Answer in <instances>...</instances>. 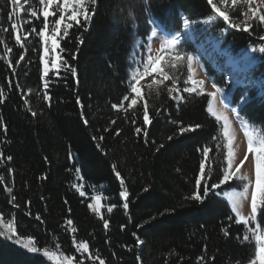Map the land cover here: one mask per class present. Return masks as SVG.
Segmentation results:
<instances>
[{"label":"trees","instance_id":"trees-1","mask_svg":"<svg viewBox=\"0 0 264 264\" xmlns=\"http://www.w3.org/2000/svg\"><path fill=\"white\" fill-rule=\"evenodd\" d=\"M29 6L38 11V18L30 16ZM39 6V0H28L22 14L9 19L13 6L10 0H0V90L4 93L0 97L4 122L0 126V217L4 224L12 221L18 234L32 235L41 250L58 251L78 264H99L88 259L97 253L105 264H252L255 242L243 240L247 227L236 222L223 198L230 184L201 201L190 198L202 159L197 149L205 145L213 149L209 187L223 174L226 149L215 150L217 141L212 137L220 136L221 146L223 139L220 124L207 112V94L182 91L187 62L176 73L184 102L171 99L167 88H161L159 95L149 94L146 86L142 90L149 104V125L143 124V101L126 112L112 105L130 95V58L134 53L138 59L143 56L135 52L134 44L146 41L151 24L168 34L183 33L182 20L190 17L197 23L190 28L191 35L183 33L179 50L196 55V45L211 41L239 59L249 48L257 49L246 59L252 82L245 85L227 80L224 73L202 63L239 115L264 127V53L258 51L264 44L260 39L264 25L254 19L250 30L244 31L228 27L223 18L204 23L213 15L207 0H97L95 7L87 5L95 13L93 18L83 26L74 25L60 40L59 55L77 69L76 76L64 68L49 72L46 90L39 59L42 43L36 34L44 22ZM244 10L243 5L230 10V20L242 23ZM12 23L22 25V36L29 33L23 41L26 48L16 44ZM5 43L12 49L9 55ZM21 52L25 59L17 65ZM166 84L170 86V81ZM45 91L49 100L43 98ZM196 124L201 127L179 134L180 125ZM137 127L146 128L147 134H137ZM77 179L87 195L94 189L101 196V216L110 225L107 230L89 209L86 196L73 187ZM121 190L128 191L127 200L119 196ZM112 205L116 207L109 213ZM257 223L264 228L259 210ZM222 229L230 231L225 235ZM137 238L141 245L136 244ZM73 240L87 242L89 253L81 256ZM0 264L50 263L0 236Z\"/></svg>","mask_w":264,"mask_h":264},{"label":"snow or ice","instance_id":"snow-or-ice-1","mask_svg":"<svg viewBox=\"0 0 264 264\" xmlns=\"http://www.w3.org/2000/svg\"><path fill=\"white\" fill-rule=\"evenodd\" d=\"M11 5L13 6L9 11V19L13 18V15L17 12L24 10V5L28 4V0H24V3L21 4V0H10ZM208 4L211 6L213 15L209 16L204 23L211 24L219 18H223V21L230 28L234 29H243L244 31H249L252 27L251 21L254 19L257 20L261 25H264V0H207ZM247 5V11L243 13L246 18L242 23L233 22L230 20V10L234 9L236 6ZM253 4H256V7H253ZM39 5L42 6L41 14L44 18L43 26L39 29V32L36 33L42 42L44 54H41L39 59L44 64L43 75L41 80H44V88L47 90L49 87L48 81L45 80V77L49 76V63L52 67L59 70L61 68L70 71L71 74L75 77L77 74V69L71 66L67 60L63 59L57 53V49L60 47V40L64 39L69 35V30L73 28L74 25L83 26L87 24L94 16V11H89L87 5L95 7L97 5V0H39ZM55 5V9L50 11L52 6ZM223 6V8L221 7ZM69 9H71L69 14ZM30 16L33 18H38V11L34 10L31 6L27 9ZM58 14V17H57ZM31 21H25V23H30ZM155 23V21H151ZM183 28L189 29L192 25L197 22L192 20L190 17H184L182 20ZM22 25L18 23H12L11 28L15 35L16 44L22 48H26L23 41L28 40L29 33L25 32L22 36L19 34V30ZM135 27V25H134ZM4 31H7L5 29ZM223 31V30H222ZM32 32H36L35 28L32 29ZM63 33V36L60 33ZM183 33L181 31H176L174 33H169V35L163 39L160 43L159 48H152L149 43H142L141 47L146 49V55L142 56L139 60L135 58H130V62L135 65L133 69H130V76L128 80V85L130 88V95H125L123 100L119 104H113L112 107L117 110L123 109L125 112L128 109H133L138 104V102L143 101V124L145 126L151 123L149 115V104L147 99H145L141 82L148 79L149 83L146 84V87L151 94L153 91L157 95L160 94L161 88H167L168 96L178 102H184V96L181 94V89L178 87V77L176 75L177 71L183 67V62H187V71L188 76L185 84L191 83V87H184L183 93L191 94H203L204 93V84L202 80L193 79V60L194 57L191 53L179 50V45L183 42L181 37ZM158 32L153 29L152 39L157 38ZM80 40V38H77ZM264 40V36L260 38ZM2 42V41H0ZM139 43V42H138ZM134 44V49H135ZM6 55L11 54L12 49L4 44ZM256 48H253V51H256ZM63 51V49H60ZM258 51L264 53V44H261L258 48ZM55 54V56H53ZM47 57V59H46ZM73 58L75 55L73 54ZM25 59V53H20V58L15 61L17 65L21 64V61ZM59 61V62H58ZM11 66V65H10ZM142 68V70H141ZM159 77V78H157ZM170 81V86L166 82ZM213 91L207 92V96L210 97L207 105V112L215 118L217 123H221V134L223 139V145L219 143L220 136H213L212 140L217 141L215 150L217 153L226 149V154L224 155V163L226 164L223 167V174L220 176L218 183H212L209 187L210 178L214 174V169L212 167L213 158L211 152L213 149L209 145H205L202 148H198L197 151H200L202 154V159L199 162V174L195 177V187L196 191H193L191 199L201 201L204 197H207L209 193L215 191L223 185H226L228 182L233 180H238L243 183V191L236 194V197L232 202V212L235 213V220L237 223H243L244 225H251L253 222L258 220V210L260 217L264 218V127H257L249 119L241 117L237 112L236 108H233L231 111L236 114V119L239 121L243 134L247 140V151L243 152L242 158L237 157L236 148L234 145L235 140V131L231 126V121L228 116L225 115L222 111L218 110L215 107V98L217 94L222 91L217 87L215 83L212 84ZM175 93V95H174ZM4 95L3 91L0 90V97ZM44 100H49L50 97L45 91ZM241 99L244 103H247V96L241 95ZM127 102V108L124 109V104ZM27 104V101H25ZM79 103V98L77 99ZM221 103H223L221 101ZM159 112V109H156ZM135 115V112H133ZM136 121L133 120L134 124ZM85 123L87 121L85 120ZM4 122L0 119V126H3ZM201 125H188V126H179V134L183 135L187 132L195 131L200 128ZM6 131V128H5ZM107 131V129L105 130ZM137 134H140L142 131L144 134H147L146 128L137 127L135 129ZM103 139V137H101ZM172 137H169L171 140ZM251 154V155H249ZM73 156L69 153V159H72ZM7 160H12L11 156L7 157ZM248 162L250 171L245 173L242 171V167L245 163ZM9 171H12L9 169ZM78 173L80 169L76 170ZM115 171V168H114ZM117 177L120 176L119 172H116ZM2 179V177H0ZM123 180H121V185L123 186ZM73 187L80 191V195L84 196V191L81 190L83 185L73 184ZM203 190V196L200 194V190ZM9 193L12 192L11 188H8ZM250 191V212L248 215H244L240 210L239 201L241 198L248 196ZM227 195V193H225ZM121 198L127 200L129 193L127 190H121L119 193ZM16 198L12 196V201ZM43 199V197H42ZM96 199V197H93ZM89 209H91L98 217L103 220L104 229L107 230L109 225V220L101 216L100 205L89 204ZM116 205L108 207L107 211L111 213L113 208ZM123 207L128 208V203L125 202ZM36 219L39 221L41 217L37 214ZM233 217H229L231 221ZM67 224L71 225L72 221L68 220ZM123 227V226H121ZM0 236H7L8 239L14 240L18 245H21L24 249L30 253L39 254L43 251V255L48 258V260H55L57 264H73V258L71 256L60 255L58 256L55 252L49 251L47 249L41 250L36 246L37 241L34 240L32 235H22L18 234V226H14L12 221H9L7 224H4L3 217H0ZM75 232V229H72ZM225 235L228 234L230 229H222ZM135 235V233L133 234ZM255 238L257 242L256 256L259 259L260 264H264V230H261L259 225L256 228H247L245 230V235L243 236L244 241H249L250 238ZM75 244L76 250L80 253H89V244L87 242L81 241ZM143 242L137 238L136 244L141 245ZM59 247V245H57ZM88 259L99 260V264H105L103 259L99 258L97 253L94 257L89 256ZM252 264H255L253 261Z\"/></svg>","mask_w":264,"mask_h":264},{"label":"rangeland","instance_id":"rangeland-1","mask_svg":"<svg viewBox=\"0 0 264 264\" xmlns=\"http://www.w3.org/2000/svg\"><path fill=\"white\" fill-rule=\"evenodd\" d=\"M23 1L24 0H21V4H23ZM229 4H230V0H229ZM243 6H245L244 12L247 11L248 6L246 4L243 5ZM253 7H256V4H253ZM53 9H55V5L52 6L50 11H52ZM39 11H40V14H41L42 6H39ZM70 11H71V9H69V14H70ZM41 16H42V14H41ZM57 17H58V14H57ZM245 19L246 18L244 17V21H245ZM153 29H155L158 32V36L155 39H152V31H153ZM183 33L186 34V35H188V33L190 34V28L189 29H184L183 28ZM60 35H61V33H60ZM168 35L169 34L166 33L165 31H163L161 29V27L158 26L157 24H151L148 36H147L146 41L144 43L151 44L152 48L154 49V53L153 54H155V49L159 48L160 43ZM181 39H183V35H182ZM138 42L139 43H137V45H136L135 52H142L143 56H145L146 55V49L145 48H143V49L140 48V46H141V44L143 42L142 41H138ZM196 48H197L196 55L192 54L193 57H194V60H193V69H194L193 79L202 80V81L205 82V84L203 86L205 94H207V92L213 91L212 84L214 82L206 74L204 65L202 63L203 61L208 63L209 66L211 68L215 69L217 72L224 73L227 80H230L232 82L238 83L240 85H245V84H248V83L252 82L249 79V77L247 75V72H246V64H245L246 58L241 57L239 59H235V58L231 57V55H229L228 53L226 54V52H223V51L219 50L217 45L214 44L211 41H207L205 43H199L198 45H196ZM56 51H57V53H59V48ZM41 54H44L43 45H42ZM53 56H55V54H53ZM133 58H135L136 60H139L138 57L136 56V53H134ZM46 59H47V57H46ZM41 65H42V74H43L44 64L41 62ZM48 67H49V72L57 71V69L52 67L51 63H49ZM134 67H135V65L133 64V68ZM141 70H142V68H141ZM157 78H159V77H157ZM149 82H150V80H148V79H146V80L141 82L142 90L145 88L146 84L149 83ZM186 86L187 87H191L192 85H191V83H188V84H186ZM174 95H175V93H174ZM209 99H210V97H209ZM174 101H176V100H174ZM221 101L223 103H221ZM176 102H178V101H176ZM214 103H215V107L218 110L222 111L225 115H227L229 120L231 121V126L234 129V131H235L234 145H235V148H236V155H237V157L242 158L241 154L243 152L247 151V140H246V138H245V136L243 134V130L241 129L239 121L236 119V114H234L231 111L233 108H236V107H233V106H231L229 104L228 98L226 97V95H224L222 93V91H220L217 94V97L215 98ZM219 124L221 126L222 122L219 123ZM249 155H251V154H249ZM242 171L245 172V173H248L250 171L248 162H246L245 165L242 167ZM77 182H78V179L76 180V184L80 185ZM228 184H230L231 187L229 189H227L226 191H224L223 198L229 203V205H230V207L232 209V202H233V199L236 197V194L241 193L243 191V183L241 181H238V180H233V181L228 182ZM81 190H82V188H81ZM225 193H227V195H225ZM84 196H86V198L89 200V204H94L95 205V204L99 203L100 210H101V196L94 189H92V192H91L90 195H87L85 193ZM93 197H96V199H93ZM238 206L240 207V210L242 211V213L244 215H248V213L250 212V191H249L247 197L240 199ZM257 225H258V223H257V221H255L251 225H246V227L247 228H256ZM260 229L264 230V228L263 229L260 228ZM252 239L255 242L256 250H257V242H256L254 237ZM11 241L14 244H16L14 242V240H11ZM16 245L20 246L21 248H23L21 245H18V244H16ZM47 250H49V249H47ZM49 251L55 252L58 256L61 255V253H59L58 251H55V250H49ZM79 254H81V256H83V254H87V253H80L79 252ZM39 255L44 257L50 264H57V262L55 260H52V261L48 260V258L43 255V251H41L39 253ZM62 255H64V254H62ZM83 260H84V258L82 259V261ZM254 262H255V264H260L259 259L257 258L256 255H255V258H254ZM73 264H78L74 260V258H73ZM87 264H91V263L89 262Z\"/></svg>","mask_w":264,"mask_h":264},{"label":"bare ground","instance_id":"bare-ground-1","mask_svg":"<svg viewBox=\"0 0 264 264\" xmlns=\"http://www.w3.org/2000/svg\"><path fill=\"white\" fill-rule=\"evenodd\" d=\"M250 50H251V48H249L246 52H249ZM227 53L229 54V52H226V54H227ZM229 55H230V54H229ZM248 56H249L248 54H245L243 57H244V58H247Z\"/></svg>","mask_w":264,"mask_h":264},{"label":"water","instance_id":"water-1","mask_svg":"<svg viewBox=\"0 0 264 264\" xmlns=\"http://www.w3.org/2000/svg\"><path fill=\"white\" fill-rule=\"evenodd\" d=\"M19 13V15H21L22 14V11L21 12H18ZM251 53H252V48H251V50L249 51V52H247L246 54H248L249 56L251 55ZM248 56V57H249Z\"/></svg>","mask_w":264,"mask_h":264}]
</instances>
